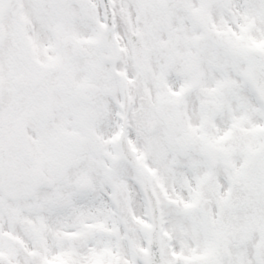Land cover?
Returning a JSON list of instances; mask_svg holds the SVG:
<instances>
[{
  "label": "snow or ice",
  "instance_id": "snow-or-ice-1",
  "mask_svg": "<svg viewBox=\"0 0 264 264\" xmlns=\"http://www.w3.org/2000/svg\"><path fill=\"white\" fill-rule=\"evenodd\" d=\"M0 264H264V0H0Z\"/></svg>",
  "mask_w": 264,
  "mask_h": 264
}]
</instances>
